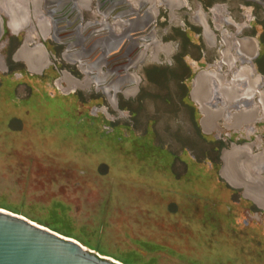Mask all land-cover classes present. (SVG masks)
Returning a JSON list of instances; mask_svg holds the SVG:
<instances>
[{
	"label": "rangeland",
	"instance_id": "rangeland-1",
	"mask_svg": "<svg viewBox=\"0 0 264 264\" xmlns=\"http://www.w3.org/2000/svg\"><path fill=\"white\" fill-rule=\"evenodd\" d=\"M138 71L141 92L119 98L124 116L107 109L106 133L102 96L59 95L52 71L4 80L0 208L125 264H264V213L219 177L223 144L183 104L185 75Z\"/></svg>",
	"mask_w": 264,
	"mask_h": 264
},
{
	"label": "flooded vegetation",
	"instance_id": "flooded-vegetation-1",
	"mask_svg": "<svg viewBox=\"0 0 264 264\" xmlns=\"http://www.w3.org/2000/svg\"><path fill=\"white\" fill-rule=\"evenodd\" d=\"M79 1L76 8L70 5L57 13L45 0H9V7L0 8V85L22 75L49 78L52 71L59 95L92 91L104 98L106 105L93 106L92 112L104 116L101 127L106 133L116 118L107 109L124 116L127 109L120 108L119 98L129 102L141 92L139 67L177 64L178 75L186 80L184 96L189 104H183L196 113L198 127L202 115L191 93L203 80L207 97L201 101L202 91H198L196 99L214 122L207 133L223 144L220 166L222 152L232 144L249 145L253 154L264 151V68L259 64L263 4L253 0ZM103 41L116 51L98 60V45ZM80 46L89 48L91 55L83 56ZM234 190L264 213L242 196V189Z\"/></svg>",
	"mask_w": 264,
	"mask_h": 264
},
{
	"label": "water",
	"instance_id": "water-1",
	"mask_svg": "<svg viewBox=\"0 0 264 264\" xmlns=\"http://www.w3.org/2000/svg\"><path fill=\"white\" fill-rule=\"evenodd\" d=\"M264 5V0H253ZM47 6L56 8L57 13L68 6L79 4V0H45ZM28 3V2H27ZM26 3V4H27ZM81 3V2H80ZM9 0H0V8L4 11L9 7ZM28 7V6H27ZM73 8V9H74ZM3 32V19L0 16V36ZM76 47H68L75 49ZM82 55L90 56L89 48H83ZM101 52L98 60L104 56L112 55V49L104 41L98 45ZM111 48V49H110ZM110 49V50H109ZM90 51V52H89ZM38 64V63H37ZM200 79V78H199ZM196 79L197 82L199 80ZM196 93L191 97L199 106L202 115L200 126L204 133L213 128L214 122L207 118L208 113L196 99L198 91L201 101L207 97L202 90V79L199 80ZM201 88V89H199ZM199 98V99H200ZM212 121V123H211ZM211 123V124H210ZM219 177L231 188L242 189V196L264 210V151L253 154L249 145H231L229 150L221 154ZM0 264H123L115 259L100 255L73 238L63 236L51 229L35 223L22 215L0 208Z\"/></svg>",
	"mask_w": 264,
	"mask_h": 264
},
{
	"label": "trees",
	"instance_id": "trees-1",
	"mask_svg": "<svg viewBox=\"0 0 264 264\" xmlns=\"http://www.w3.org/2000/svg\"><path fill=\"white\" fill-rule=\"evenodd\" d=\"M13 213H16V212H13ZM49 229H51V228H49ZM52 231H55V232H57L56 230H54V229H51ZM57 233H59V234H61V235H63V236H66V237H70V236H67V235H65V234H62V233H60V232H57ZM84 246H86V245H84ZM87 247V246H86ZM89 249H91V250H93L92 248H89ZM100 254V253H99ZM100 255H103V256H107V257H110V256H108V255H105V254H100ZM112 258V257H111ZM113 259H115L116 261H119V262H121V263H123V264H125L124 262H122V261H120V260H118V259H116V258H113Z\"/></svg>",
	"mask_w": 264,
	"mask_h": 264
},
{
	"label": "crops",
	"instance_id": "crops-1",
	"mask_svg": "<svg viewBox=\"0 0 264 264\" xmlns=\"http://www.w3.org/2000/svg\"><path fill=\"white\" fill-rule=\"evenodd\" d=\"M28 2V1H27ZM27 6H28V3H27Z\"/></svg>",
	"mask_w": 264,
	"mask_h": 264
}]
</instances>
